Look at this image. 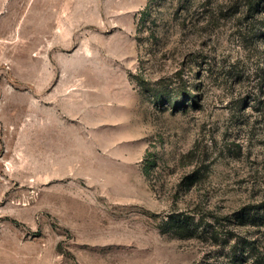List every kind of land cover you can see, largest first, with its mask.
<instances>
[{
    "label": "rangeland",
    "instance_id": "rangeland-1",
    "mask_svg": "<svg viewBox=\"0 0 264 264\" xmlns=\"http://www.w3.org/2000/svg\"><path fill=\"white\" fill-rule=\"evenodd\" d=\"M263 5L0 0V264H264Z\"/></svg>",
    "mask_w": 264,
    "mask_h": 264
},
{
    "label": "trees",
    "instance_id": "trees-1",
    "mask_svg": "<svg viewBox=\"0 0 264 264\" xmlns=\"http://www.w3.org/2000/svg\"><path fill=\"white\" fill-rule=\"evenodd\" d=\"M256 4L257 6L261 5L260 1H256ZM259 103L260 104L262 103L263 105H260V107L256 108L255 110H257V112L259 113L261 122L264 124V99L263 100L259 99ZM256 216L258 217L260 215H257L255 212L251 213L249 211L246 213L245 212L241 213L238 217V223L245 224V222H249L250 224H259V223H256V219H255ZM168 224L170 225L172 230L182 235L185 234V236L186 235L193 236L198 231V225L195 223V220L191 218L189 215L188 216H180V215L171 216L169 218Z\"/></svg>",
    "mask_w": 264,
    "mask_h": 264
}]
</instances>
